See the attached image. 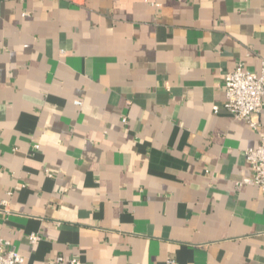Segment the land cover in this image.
<instances>
[{
	"label": "crops",
	"instance_id": "crops-1",
	"mask_svg": "<svg viewBox=\"0 0 264 264\" xmlns=\"http://www.w3.org/2000/svg\"><path fill=\"white\" fill-rule=\"evenodd\" d=\"M263 60L264 0H0V237L25 264H264L237 185L264 106L261 132L224 108Z\"/></svg>",
	"mask_w": 264,
	"mask_h": 264
},
{
	"label": "built area",
	"instance_id": "built-area-1",
	"mask_svg": "<svg viewBox=\"0 0 264 264\" xmlns=\"http://www.w3.org/2000/svg\"><path fill=\"white\" fill-rule=\"evenodd\" d=\"M225 102L224 108L235 118L244 120L252 129L261 132L262 126L255 119L261 114L264 106V60L260 74L246 70L243 63L225 75L224 80ZM81 105L80 101L76 102ZM214 111H219V106H214ZM126 123V119L123 120ZM252 175L237 183L256 186L264 194V133L261 132L260 144L257 148L245 152ZM30 241L36 244L40 237L30 236ZM63 258H58L54 264H62ZM0 264H25V258L12 248L11 242L0 237ZM68 264H84L79 258L72 259Z\"/></svg>",
	"mask_w": 264,
	"mask_h": 264
}]
</instances>
